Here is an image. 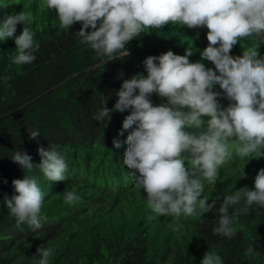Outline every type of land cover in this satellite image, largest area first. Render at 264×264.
Wrapping results in <instances>:
<instances>
[{"label": "trees", "instance_id": "1", "mask_svg": "<svg viewBox=\"0 0 264 264\" xmlns=\"http://www.w3.org/2000/svg\"><path fill=\"white\" fill-rule=\"evenodd\" d=\"M21 11L34 18L30 27L39 48L31 64L16 65L14 40L24 25L18 24L12 38L0 41V264H30L41 245L53 248L49 264H201L207 251L219 255L222 264H264V206L253 205L248 214H239L232 238L214 232L223 199L245 186L254 190L264 156L241 158L233 151L218 168L215 184L204 181L201 198L216 200L213 210L181 216V227L174 231L175 218L160 216L148 206L146 193L129 175L132 170L123 165L124 141L132 128L121 136L117 133L130 110L111 112L108 122L94 120L103 106L114 108L125 80L137 74L146 77L143 61L149 56L169 50L183 56L192 41L196 51L189 62H201L208 69L212 63L200 57L208 46L207 29L171 23L146 29L126 44L128 56L117 53L118 59L104 64L107 57H98L75 35L81 23L63 29L56 10L47 8L45 0H0V26L7 15ZM253 46L258 57L264 56V33L242 39L229 54L240 57ZM213 91L220 94L221 107L234 103L218 85ZM150 99L154 106L166 103L155 93ZM33 130L40 132L34 140L29 139ZM114 138L121 142L118 149ZM49 146H58L65 158L64 181H48L39 168L28 173L11 159L22 150L39 165L37 148ZM23 175L34 177L46 194L41 209L46 219L40 229L27 222L18 225L4 203L5 197L18 195L12 181ZM67 191L76 192L80 200L65 204ZM243 206V201L230 206L229 215ZM250 245L253 255L247 252Z\"/></svg>", "mask_w": 264, "mask_h": 264}, {"label": "clouds", "instance_id": "2", "mask_svg": "<svg viewBox=\"0 0 264 264\" xmlns=\"http://www.w3.org/2000/svg\"><path fill=\"white\" fill-rule=\"evenodd\" d=\"M45 4L56 10L63 29L81 23L75 35L98 57H107L104 64L118 59L117 53L128 56L126 44L146 29L169 23L207 29L208 46L200 57L212 63L208 69L201 62H189L196 51L192 41L183 56L171 50L149 56L143 61L146 77L137 74L125 80L116 93L114 108L103 106L94 116L97 122H108L111 112L130 110L117 133L121 136L132 128L124 141L123 165L132 170L129 175L146 193L148 206L160 216L175 218L174 231L181 227V216H202L213 210L217 201L201 198L204 181L215 184L218 168L232 158L233 151L241 158L264 156V56L258 57L255 46L243 50L240 57L229 54L242 39L264 33V0H45ZM33 19L21 11L7 15L0 26V41L4 42L13 37L18 24L24 25L14 40L16 65L36 59L39 44L34 43L30 27ZM214 85L234 103L221 107ZM154 93L166 103L154 106L150 99ZM39 136L38 130L29 132V139ZM113 146L118 149L121 142L114 138ZM56 147L37 148L39 165L22 150L11 159L28 173L39 168L48 181H64L68 165ZM12 185L18 195L4 200L10 214L18 225L27 222L40 229L46 219L41 214L46 194L28 175L13 180ZM63 197L67 205L80 200L73 191L64 192ZM241 201L244 206L230 216V206ZM253 205L264 206V168L255 176L254 190L245 186L223 199L214 232L232 238L237 216L248 214ZM253 249L248 247L249 255ZM52 255V247L41 245L30 264H49ZM201 264H222V258L207 251Z\"/></svg>", "mask_w": 264, "mask_h": 264}]
</instances>
